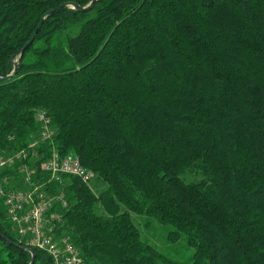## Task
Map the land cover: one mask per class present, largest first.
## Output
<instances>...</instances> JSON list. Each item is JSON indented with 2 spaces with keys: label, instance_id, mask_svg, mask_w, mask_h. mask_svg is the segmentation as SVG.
I'll list each match as a JSON object with an SVG mask.
<instances>
[{
  "label": "trees",
  "instance_id": "16d2710c",
  "mask_svg": "<svg viewBox=\"0 0 264 264\" xmlns=\"http://www.w3.org/2000/svg\"><path fill=\"white\" fill-rule=\"evenodd\" d=\"M90 1L0 0V76L17 64L0 81V153L31 152L47 113L54 135L26 161L33 182L67 192L54 232L86 264H264V0L59 6ZM53 150L105 188L49 181L38 167ZM21 164L0 168V183ZM132 214L192 252L160 251ZM0 233V264H29L1 201ZM33 250V264H52Z\"/></svg>",
  "mask_w": 264,
  "mask_h": 264
},
{
  "label": "built area",
  "instance_id": "2783aa9c",
  "mask_svg": "<svg viewBox=\"0 0 264 264\" xmlns=\"http://www.w3.org/2000/svg\"><path fill=\"white\" fill-rule=\"evenodd\" d=\"M35 116L42 124V131L31 143V152L21 149L8 154L0 153V168L14 167L16 160L23 161L20 165V178L3 177L0 183V201L7 209V218L13 231L27 248L46 252L51 257L52 264H86L73 243L65 236H56L54 232V225L61 221L62 216L52 209L54 205L62 208L67 206L66 192L49 193L44 188V181L33 182L31 179L36 168L27 164L26 160L30 154L38 158L35 146L54 135L47 113L38 109ZM38 168L49 174V181L58 183L62 182L63 176H76L82 182L89 183L95 175L91 169L82 165L79 156L73 152L61 154L53 150L40 162Z\"/></svg>",
  "mask_w": 264,
  "mask_h": 264
},
{
  "label": "rangeland",
  "instance_id": "374dc122",
  "mask_svg": "<svg viewBox=\"0 0 264 264\" xmlns=\"http://www.w3.org/2000/svg\"><path fill=\"white\" fill-rule=\"evenodd\" d=\"M91 190L98 193L100 190L104 189L106 183L95 175L93 180L89 182ZM67 195V192H66ZM135 223L138 227H142V223L145 221L146 216H141L137 214H132ZM150 221V225L147 229H141V237L143 240L150 242L160 251L166 252L174 257H187L191 252V248H187L183 245L181 240L177 242H169L165 236L168 228L158 223L153 218H147Z\"/></svg>",
  "mask_w": 264,
  "mask_h": 264
},
{
  "label": "water",
  "instance_id": "95a60500",
  "mask_svg": "<svg viewBox=\"0 0 264 264\" xmlns=\"http://www.w3.org/2000/svg\"><path fill=\"white\" fill-rule=\"evenodd\" d=\"M95 1L96 0H91L87 5H85V6H80V5H78L77 3H74V2H65V3H63V4H61V5H59V6H64V5H71V6H73L76 10H78V11H85V10H89L92 6H93V4L95 3ZM58 6V7H59ZM58 7H56V8H58ZM56 8H54V9H50V10H48L47 12H46V14H48V13H50L51 11H53V10H55ZM43 19H44V17L41 19V21H40V23L38 24V26L36 27V29H35V31L33 32V34H32V36L30 37V39L23 45V47L20 49V52L22 53L23 51H24V49L33 41V39H34V37H35V35H36V33H37V29L39 28V26H40V24H41V22L43 21ZM16 70H17V64H16V62H14V68H13V70L11 71V73H9L8 75H6V76H4V77H1L0 76V81H2V80H7L8 78H10L12 75H14L15 73H16ZM0 236L4 239V240H6V241H8V242H11L8 238H6L4 235H2L1 233H0ZM27 250L31 253V255H32V257H31V261H30V263L29 264H33V262H34V257H35V255H34V250L33 249H31V248H27Z\"/></svg>",
  "mask_w": 264,
  "mask_h": 264
}]
</instances>
